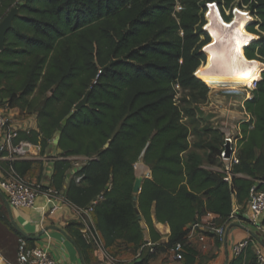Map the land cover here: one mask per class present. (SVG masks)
<instances>
[{
	"label": "trees",
	"instance_id": "trees-1",
	"mask_svg": "<svg viewBox=\"0 0 264 264\" xmlns=\"http://www.w3.org/2000/svg\"><path fill=\"white\" fill-rule=\"evenodd\" d=\"M212 3L222 10L249 9L251 22L247 18L241 29L246 39L240 35L236 53L243 64L262 66L244 102L249 120L240 127L239 163L231 168L230 182L224 173L203 168L191 151L188 116L177 99L179 92H190L196 104L195 94H208L204 84L212 89L203 78L216 62L212 49L218 40L204 18ZM13 9L18 13L0 52V106L34 116L37 125V131H18L14 143L36 144L45 156L59 138L52 188L60 192L73 173L66 201L79 210L97 201L91 217L110 256L128 260L146 244L142 223L150 243L160 241L153 220L170 232L155 250L176 244L185 249L189 227L201 217L216 215L221 225L236 206L246 207L252 191L264 192V0H0V21ZM87 93L85 107L62 126ZM223 143L207 144L210 165L219 160ZM78 157L87 161L74 172L69 159ZM32 165L14 160L0 168L25 178ZM142 172L149 176L135 203L133 185ZM1 203L0 218L22 238ZM81 228V222L67 226L87 257L93 246ZM155 250L138 264L152 260ZM191 263L185 256V264ZM228 264H256L251 246Z\"/></svg>",
	"mask_w": 264,
	"mask_h": 264
},
{
	"label": "crops",
	"instance_id": "crops-1",
	"mask_svg": "<svg viewBox=\"0 0 264 264\" xmlns=\"http://www.w3.org/2000/svg\"><path fill=\"white\" fill-rule=\"evenodd\" d=\"M7 115L10 124L18 131H37L34 116H22L18 109L8 110ZM59 154L60 151L50 146L47 149L46 155L41 156V159L35 161L26 160L32 162L33 165L30 173L25 178L31 183L38 185L41 188V193L35 198L31 208L11 209L14 222L29 236L24 237L21 235V237L26 239L30 246L46 250L57 264H119V260L110 256L104 248V253L92 248L89 256L82 255L74 239L70 236L67 226L72 222L80 223L83 216L65 198L73 173L67 176L66 184L60 192H56L52 188L53 161L58 158ZM80 158H70L69 160L73 162ZM5 162L0 161V164ZM8 171V169L0 168V182ZM75 171L76 169H74ZM247 207L246 205L245 208L242 206L234 208L235 219L230 224L229 227L231 228L227 236L225 235L222 244L217 241L211 232L205 230L206 225L210 222L219 225V218L213 214L201 217L197 223L198 229H194L193 226L189 227L186 247L180 261L173 259L170 250H155L156 246H163L167 243L170 232L167 225L159 224L153 220V226L155 231L160 235V241L153 245L155 257L152 260L161 257L160 264H185V256H189L192 259L191 264H225L226 258H228V261L232 259V247L236 243L245 240L249 241V246H251L253 252L257 249L264 251L262 247L264 245V215L254 217L249 213ZM90 220L94 227L92 217H90ZM200 235L205 236L204 242L198 240ZM144 236L146 244L140 249L131 251L135 255V262L140 259L142 254L149 252L148 244L150 243V239L146 226H144ZM17 238L18 240L20 239V237ZM16 253L17 247H14L10 251L6 246L0 244V264H14ZM152 260L148 264H152ZM130 263L128 262L127 264Z\"/></svg>",
	"mask_w": 264,
	"mask_h": 264
},
{
	"label": "built area",
	"instance_id": "built-area-1",
	"mask_svg": "<svg viewBox=\"0 0 264 264\" xmlns=\"http://www.w3.org/2000/svg\"><path fill=\"white\" fill-rule=\"evenodd\" d=\"M246 89L247 87H243L242 90L238 91L234 90L233 88L224 87L222 91L225 95L232 96L244 93L247 94L248 91ZM7 112L8 110L5 107L0 106V161H35L41 159L40 147L38 145L28 141H20L17 144L14 143L15 139L17 138L18 130L10 124ZM227 148L229 150H227ZM220 150L221 151L218 159L219 161L223 162L225 166L224 171L221 173L226 175L224 181L230 182L232 177L231 168L232 166L239 163L236 156L237 145L235 141L233 142L231 139L226 138ZM75 181L76 183H79L80 178H76ZM0 191L3 193L11 209H24L31 208L33 206L35 198L41 193V188L9 169L0 182ZM96 203L97 201H93L91 205L85 210L77 209L79 214L83 216L81 217L80 221L82 223L80 233L88 241V243L93 246V248L104 253L101 241L90 220L93 207L96 205ZM247 206L248 211L252 216L258 217L264 215V192L252 191L249 196ZM234 219L235 211L233 210L232 214L225 223L217 225L213 222H210L206 225L205 230L211 232L216 237L217 241L222 244L224 242L226 230L229 228ZM192 226L194 229L199 228L197 224ZM198 240L204 242L205 236L200 235ZM248 246L249 241L247 240L236 243L231 249V258L240 256L246 251ZM148 247L149 253H153V245L149 243ZM170 251L172 253L173 259L175 261H180L184 253V246L181 244H176L172 249H170ZM254 255L256 258V264H264L263 250L257 249L254 252ZM14 264L57 263L49 256L46 250L39 247L30 246L26 240L20 238L17 241V253Z\"/></svg>",
	"mask_w": 264,
	"mask_h": 264
},
{
	"label": "rangeland",
	"instance_id": "rangeland-1",
	"mask_svg": "<svg viewBox=\"0 0 264 264\" xmlns=\"http://www.w3.org/2000/svg\"><path fill=\"white\" fill-rule=\"evenodd\" d=\"M211 5H214V7H212ZM213 8L214 10H212ZM208 11L210 15L212 12H215L218 18L221 20L222 25L226 29L230 28L237 21L238 19L237 16L244 17L245 19L243 29L247 23V18L249 19V23L251 22V16L249 15V9H247L246 7H239L235 5L233 9L229 11L225 9L223 10L220 9L217 3H212V4L207 5V11L204 16L205 22H206L205 25L207 24V19H208V24H210L209 14L206 17V14L208 13ZM222 13H224L225 17H230L229 22L225 21ZM241 29H242V26L239 29L238 37L240 38V35H242L244 39L243 41H245L246 36H245V33ZM255 29H257V27ZM202 30L207 34V36L209 37V42H210L212 38V37L210 38L211 36L209 32L210 30L208 31L207 27L205 28V26L202 28ZM214 40L216 42L215 38ZM217 40L219 44V39ZM237 42L238 41H236V45H237ZM212 53L216 59V62H215L216 65L214 67V69H216L218 66L217 56L214 53L213 49H212ZM206 56H207V62H208V55L206 54ZM245 65H248L251 67L255 66L252 64H245ZM262 65H264V63H262ZM201 67H204V66L201 65L199 68ZM199 73L200 71H197L195 73V76L198 79H199V76H198ZM200 82L202 81L200 80ZM204 85L208 89V94L205 99H200L198 96V93L195 94V96L197 97L196 104L192 103L190 92H186V91L179 92L177 99L179 100V106L188 116V118H186L184 121L190 127L189 142L191 145V151H193L194 153L198 155L201 161V166L203 168L213 170L214 172H222L225 169L223 162L217 160L215 161L214 165H210L211 155H210L209 149L206 146L207 144H213V146L217 148L223 143V141H225L226 138L231 139L233 142L235 141L236 145H238V141L241 139L240 127L243 123L248 122L249 120V115L246 114L245 109H244V101L249 100L248 98L251 97V90L254 89V84L252 85L251 88L247 87L246 89L248 91L247 94L244 93V94H238V95H232V96H227L222 91L224 87L232 88V86L229 84H226V83L222 85L219 84L215 88H212V89L209 88V86H207L206 84ZM233 89L239 91V90H242L243 87H233ZM21 115L26 117V115L24 114H21ZM50 146L54 147L52 143L50 144ZM86 161H87L86 158L81 157L79 160L72 162L73 167L75 169H78L81 166H83ZM141 176L143 178H146L149 176V173L142 172ZM2 206L3 205L0 201V213H1L0 216L2 215ZM142 226L144 228L145 224L142 223ZM16 240H18V238L14 230L6 223L4 219L0 218V244H3L4 246L8 248V250L12 251L14 247L15 248L17 247ZM144 255L145 254H143L142 257H140V259L143 258ZM134 258H135V255H132L130 256L128 260L124 259V261L119 262V264H127L128 262L134 263L135 262ZM160 262H161V257L157 258L156 260H152V264H160Z\"/></svg>",
	"mask_w": 264,
	"mask_h": 264
},
{
	"label": "bare ground",
	"instance_id": "bare-ground-1",
	"mask_svg": "<svg viewBox=\"0 0 264 264\" xmlns=\"http://www.w3.org/2000/svg\"><path fill=\"white\" fill-rule=\"evenodd\" d=\"M212 7H214V5H212ZM210 21V32H212L213 35L219 39L218 46L214 48V53L217 56L218 66L212 72L206 74L205 77L203 76L204 80L211 84L210 86L212 88L224 83L231 85L232 88H251L252 85L259 80V72L262 70V66L255 65L251 67L241 63L238 59L236 53V41H240V38L237 36L244 21L241 19V17H239L230 30H226L224 28L221 20L218 18L215 12L211 13Z\"/></svg>",
	"mask_w": 264,
	"mask_h": 264
},
{
	"label": "water",
	"instance_id": "water-1",
	"mask_svg": "<svg viewBox=\"0 0 264 264\" xmlns=\"http://www.w3.org/2000/svg\"><path fill=\"white\" fill-rule=\"evenodd\" d=\"M17 9H13L11 10L6 16L5 18L0 21V52H2L4 50V45H5V37H6V34L10 31L11 27H12V21L14 19V17L17 15ZM209 44V42L204 46V48ZM204 48H203V53L204 52ZM206 54V53H205ZM87 97H88V93L84 96V98L76 105L74 106L73 108V111L62 121V126H64L67 122V120L73 115V112L74 111H79L80 109H82L83 107H85L86 105V102H87ZM63 130V127H60L59 128V132H62ZM58 140L59 138L56 137L53 141H52V144L54 146H56L58 144ZM227 150H229L227 148ZM143 177L142 176H139L138 178L135 179V182H134V185H133V195H134V198H133V201L136 203V200H137V195L140 193V189H141V184L143 182ZM0 198L5 206V209H6V212H7V215H8V218L12 224V226L15 228V230L21 234L22 236L24 237H29L27 233H25L23 230L20 229V227L14 222L13 220V217H12V212H11V208L8 204V202L6 201V198L4 197L3 193L0 191ZM139 219H141V217H139ZM231 227L228 228V230L226 231V236L229 232ZM54 229V228H52ZM59 230V229H58ZM60 231V230H59ZM62 232V231H61ZM63 235L70 241L72 242L68 236L62 232ZM42 234V233H41ZM39 234V235H41ZM73 243V242H72ZM74 244V243H73ZM262 247L264 248V245H262ZM141 260H137L136 262L134 263H130V264H138L140 263ZM225 264H228V258H226V262Z\"/></svg>",
	"mask_w": 264,
	"mask_h": 264
}]
</instances>
